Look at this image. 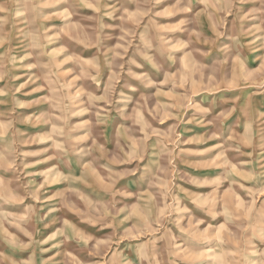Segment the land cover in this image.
<instances>
[{
  "label": "rangeland",
  "instance_id": "rangeland-1",
  "mask_svg": "<svg viewBox=\"0 0 264 264\" xmlns=\"http://www.w3.org/2000/svg\"><path fill=\"white\" fill-rule=\"evenodd\" d=\"M0 264H264V0H0Z\"/></svg>",
  "mask_w": 264,
  "mask_h": 264
}]
</instances>
